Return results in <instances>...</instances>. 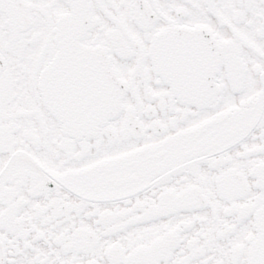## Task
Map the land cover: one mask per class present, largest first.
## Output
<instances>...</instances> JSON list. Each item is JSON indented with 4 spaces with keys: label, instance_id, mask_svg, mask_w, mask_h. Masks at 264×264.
<instances>
[{
    "label": "snow or ice",
    "instance_id": "6c2138e0",
    "mask_svg": "<svg viewBox=\"0 0 264 264\" xmlns=\"http://www.w3.org/2000/svg\"><path fill=\"white\" fill-rule=\"evenodd\" d=\"M0 264H264V0H0Z\"/></svg>",
    "mask_w": 264,
    "mask_h": 264
}]
</instances>
